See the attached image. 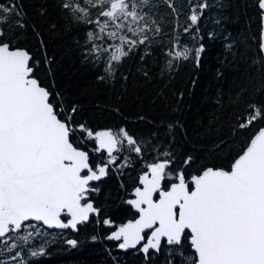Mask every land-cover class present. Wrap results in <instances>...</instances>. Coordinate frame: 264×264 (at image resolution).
Returning a JSON list of instances; mask_svg holds the SVG:
<instances>
[{
  "label": "snow or ice",
  "instance_id": "1",
  "mask_svg": "<svg viewBox=\"0 0 264 264\" xmlns=\"http://www.w3.org/2000/svg\"><path fill=\"white\" fill-rule=\"evenodd\" d=\"M164 2L176 12L171 0ZM151 4L62 0L61 9L71 20L93 25L86 34L87 52L95 62L103 61L104 71L115 78L117 65L140 46L155 43L148 33L156 36L163 30L144 10ZM208 6L198 0L190 9L192 25L199 20V10ZM258 6L264 11V0H258ZM92 9H99L95 19ZM13 16L16 20L10 23ZM24 27L16 0L0 3V257L10 254L0 264H26L21 253L37 240L39 250L30 255H44V226L78 231L91 216H99L89 199L99 191L92 182L108 176L112 168L131 166L133 153L142 162L146 154L153 156L133 189L134 198L126 201L136 218L116 226L105 239L116 241L119 250H137L145 259L160 253L163 244L183 264H264V127L256 128L264 122V107L249 105L250 111L239 118L237 131L256 130L226 167L201 165L192 156L181 159L159 144L138 140L125 128L94 132L74 123L77 106L65 109L60 94L41 80L39 61L17 46L14 34ZM204 51L203 45L194 50L197 65ZM192 54L188 47L174 45L166 52L167 67ZM77 131L84 135L77 137ZM88 141L94 147L85 150ZM103 224L112 226L114 221L107 218ZM65 243L76 247L78 241ZM189 249L192 255H186Z\"/></svg>",
  "mask_w": 264,
  "mask_h": 264
},
{
  "label": "trees",
  "instance_id": "2",
  "mask_svg": "<svg viewBox=\"0 0 264 264\" xmlns=\"http://www.w3.org/2000/svg\"><path fill=\"white\" fill-rule=\"evenodd\" d=\"M171 2L175 13L164 0H152L144 9L163 30L156 36L148 33L155 43L140 46L117 65L115 78L104 71L103 61L95 62L87 52L86 34L93 25L71 20L61 9L62 0H16L25 27L14 35L17 46L39 61L41 80L60 94L64 108L77 106L75 124H85L94 132L125 128L138 140L159 144L181 159L192 156L201 165L226 167L251 133L264 127V122H258L256 128L237 131L239 118L250 111L249 105L264 107L262 11L258 0H205L209 6L199 10V20L192 25L190 9L198 0ZM98 11L92 9L93 19ZM15 20L13 16L10 23ZM177 44L193 54L188 60L174 61L169 70L166 52ZM201 45L205 51L197 65L194 50ZM83 135L76 133L77 137ZM92 147L94 142L88 141L85 150ZM89 154L91 160L97 159L91 151ZM130 155L131 166L110 169L92 195L112 220L129 217L125 201L146 162L153 159L146 154L142 162L134 153ZM103 220L92 218L79 226L78 232L44 226L45 254L30 255V251L39 250L41 242L37 240L25 247L21 256L26 264H168L169 259L172 264H183L180 256H170L164 246L160 253H150L149 259L137 250H119L116 241L105 239L110 230ZM67 239L77 240V246L66 244ZM192 254L190 249L186 251V255ZM9 255L0 259L7 260Z\"/></svg>",
  "mask_w": 264,
  "mask_h": 264
},
{
  "label": "flooded vegetation",
  "instance_id": "3",
  "mask_svg": "<svg viewBox=\"0 0 264 264\" xmlns=\"http://www.w3.org/2000/svg\"><path fill=\"white\" fill-rule=\"evenodd\" d=\"M261 11H262V10H261ZM262 14H263V11H262ZM102 181H103V180H102ZM100 182H101V181H100ZM100 182H98V183H100ZM98 183H92V186L95 187V188H97L96 185H97ZM96 193H97V192H96ZM93 194H94V193H91V194L89 195V199H90V201H93V202H94L95 207L99 208V210H100V215H99V216H92V217L90 218V220H92V218H96V219H98L99 222H102L103 219H107V218H110V217H106V216L104 215L103 209H102L100 206H97L96 201H95V200L93 199V197H92ZM132 198H134V196H133V191L130 192L129 197H127L126 201H127L128 199H132ZM126 201H125V206L129 209V217H128L127 219H125V221H117V220H113V221H114V224H113L112 226L105 225L106 228H107L108 230H110L109 233H111L112 231H114L115 228H116V226H118L119 224L125 223L127 220H130V219H134V218H136V212H135V209L132 208L130 205H128V204L126 203ZM104 216H105V217H104ZM102 218H103V219H102ZM90 220H89V222H90ZM87 223H88V222H87ZM162 246H163V244H162ZM132 250L135 251L134 249H131V250H128V251H132Z\"/></svg>",
  "mask_w": 264,
  "mask_h": 264
},
{
  "label": "water",
  "instance_id": "4",
  "mask_svg": "<svg viewBox=\"0 0 264 264\" xmlns=\"http://www.w3.org/2000/svg\"><path fill=\"white\" fill-rule=\"evenodd\" d=\"M262 43H264V11H263V14H262V33H261V45H262ZM261 51H262V54H263V57H264V50H262V48H261ZM31 55V54H30ZM107 178V176L106 177H104V178H102L100 181H102V180H104V179H106ZM100 181H94V182H92V183H98V182H100ZM91 202H93V201H91ZM93 204H94V202H93ZM94 206H95V204H94ZM93 216H96V215H93ZM92 217V216H91ZM90 217V218H91ZM63 218V217H62ZM90 220V219H89ZM89 222V221H88ZM87 223V222H86ZM120 225V224H119ZM46 227V226H45ZM49 230H58V231H60V230H71V229H55V228H52V229H49ZM72 232H78L79 231V226H78V231H73V230H71ZM129 250H131V249H129ZM128 251V250H127Z\"/></svg>",
  "mask_w": 264,
  "mask_h": 264
},
{
  "label": "rangeland",
  "instance_id": "5",
  "mask_svg": "<svg viewBox=\"0 0 264 264\" xmlns=\"http://www.w3.org/2000/svg\"><path fill=\"white\" fill-rule=\"evenodd\" d=\"M17 263V262H16Z\"/></svg>",
  "mask_w": 264,
  "mask_h": 264
}]
</instances>
